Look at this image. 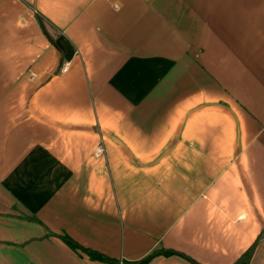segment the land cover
Wrapping results in <instances>:
<instances>
[{
  "label": "crops",
  "instance_id": "1",
  "mask_svg": "<svg viewBox=\"0 0 264 264\" xmlns=\"http://www.w3.org/2000/svg\"><path fill=\"white\" fill-rule=\"evenodd\" d=\"M250 248L264 264V0H0V264Z\"/></svg>",
  "mask_w": 264,
  "mask_h": 264
},
{
  "label": "trees",
  "instance_id": "2",
  "mask_svg": "<svg viewBox=\"0 0 264 264\" xmlns=\"http://www.w3.org/2000/svg\"><path fill=\"white\" fill-rule=\"evenodd\" d=\"M64 240L72 249H79L82 252L88 254V256L90 258H92V259H97V260H101V261H108L106 258H104L103 256H101V255H99V254H97V253H95L93 251L86 250V249H83V248L79 247L77 244H75L72 240H70L68 238H65ZM252 252H253V248H250L235 264H249ZM159 253L160 254H164V255H170L172 252H170V251H161V252H158L156 254H159ZM189 261L192 264H197V263H195V262H193L191 260H189ZM141 263L142 262L132 263V264H141Z\"/></svg>",
  "mask_w": 264,
  "mask_h": 264
},
{
  "label": "built area",
  "instance_id": "3",
  "mask_svg": "<svg viewBox=\"0 0 264 264\" xmlns=\"http://www.w3.org/2000/svg\"><path fill=\"white\" fill-rule=\"evenodd\" d=\"M66 70H67V68L66 67H63L61 71L62 72H65Z\"/></svg>",
  "mask_w": 264,
  "mask_h": 264
}]
</instances>
